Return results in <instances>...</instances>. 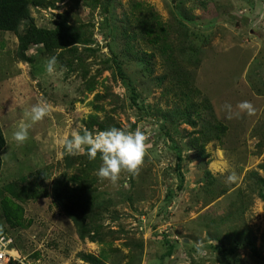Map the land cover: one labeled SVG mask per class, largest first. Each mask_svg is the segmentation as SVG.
<instances>
[{"label": "rangeland", "instance_id": "obj_1", "mask_svg": "<svg viewBox=\"0 0 264 264\" xmlns=\"http://www.w3.org/2000/svg\"><path fill=\"white\" fill-rule=\"evenodd\" d=\"M42 2L31 8L34 24L53 29L66 21L79 40L50 51L32 45L26 61L17 35L1 32L0 240H11L13 255L2 264H93L84 255L99 258L95 264H264L251 251L255 244L264 254V0ZM113 54L143 110L113 68ZM53 55L57 66L49 75ZM41 99L48 114L27 141L15 142L24 112ZM243 101L254 114L240 112ZM111 127L145 135L138 173L122 171L116 183L95 175L99 154L68 155L62 145L74 129ZM168 134L183 157L181 190ZM62 175L85 198V239L53 200V181ZM9 183L46 192L20 199L6 191ZM5 196L18 211L12 224L2 209Z\"/></svg>", "mask_w": 264, "mask_h": 264}, {"label": "trees", "instance_id": "obj_2", "mask_svg": "<svg viewBox=\"0 0 264 264\" xmlns=\"http://www.w3.org/2000/svg\"><path fill=\"white\" fill-rule=\"evenodd\" d=\"M110 2V0H108ZM42 0H0V35L2 31H12L14 32L19 40L18 45V56L22 60H29L30 58L27 55V51L29 47L36 44L43 45L48 51L51 49H55L62 42L69 40H79L77 37L72 36V32L70 31L72 28L66 21H61L57 24V26L53 29L41 28L34 24L33 17L31 14V8L33 5L42 4ZM27 28L21 32L20 26L23 22H28ZM156 29V28H155ZM157 30V29H156ZM160 40V36L153 41L158 43ZM170 46L164 41V52L169 50ZM112 50V49H111ZM113 53V52H112ZM112 63L113 68L117 71L118 75L125 80L127 83V87L130 90V98L134 105H136L139 110H143V106L139 104V94L137 92L136 86L128 79L126 76L121 63L118 61V58L115 54L112 55ZM182 93L183 96L188 99L191 98V92ZM219 128V126H218ZM222 128V127H221ZM168 137L171 138L173 142V147L176 152V164L175 169L177 171V175L179 178V183L177 185L178 190H181L184 185L185 175L182 170V153L179 145L172 139V137L168 134ZM6 139L3 133V129L0 124V167L2 165V156L1 151L5 147ZM201 152H205L203 145H198ZM42 170H37L35 174H32L34 178L40 174ZM264 180V179H263ZM263 180L260 182L263 187ZM81 188V187H79ZM6 191L11 196H17L20 199L28 198V197H40L43 196L46 192L45 190L39 191L36 187H26L23 189H19L15 183H9L5 186ZM52 197L55 203H57L73 220L74 225L78 231L79 237L81 239H85L90 236V227L88 221L86 222L85 218L88 216L89 210L88 207L85 206L84 201L85 198L78 195L76 188L74 189L68 184L65 176L56 178L52 184ZM84 203V206H82ZM2 209L4 211L5 217L8 223H13L18 220V211L15 207H13L12 200L9 199L8 196H5L2 201ZM17 207L19 210H22L21 205ZM87 211V213H86ZM213 246V245H211ZM217 250H221L219 247H214ZM223 250V249H222ZM228 250H231L228 248ZM252 254L261 260L264 263V254L261 253L255 244H251ZM84 257L95 264L99 258L93 255H84ZM8 264H19L17 261H10Z\"/></svg>", "mask_w": 264, "mask_h": 264}, {"label": "clouds", "instance_id": "obj_3", "mask_svg": "<svg viewBox=\"0 0 264 264\" xmlns=\"http://www.w3.org/2000/svg\"><path fill=\"white\" fill-rule=\"evenodd\" d=\"M57 58L51 56L45 65V72L49 75L56 71ZM240 112L248 115L254 114V107L248 101L237 105ZM224 109L231 118L232 105L225 104ZM48 102L41 99L24 112L25 120L20 122L12 133V139L17 143H24L29 138V130L33 124L41 121L49 112ZM238 114V113H237ZM63 151L68 155L85 153L89 160H95L99 154L100 164L95 175L101 181L116 183L121 172L131 175L138 173L145 154V135L141 130H124L111 127L106 130L91 132L88 130L74 129L70 138L62 140ZM235 173L226 177L228 183L234 182Z\"/></svg>", "mask_w": 264, "mask_h": 264}, {"label": "built area", "instance_id": "obj_4", "mask_svg": "<svg viewBox=\"0 0 264 264\" xmlns=\"http://www.w3.org/2000/svg\"><path fill=\"white\" fill-rule=\"evenodd\" d=\"M11 244V240H8L6 238L0 240V264H2L5 260H9L11 256H13L8 251Z\"/></svg>", "mask_w": 264, "mask_h": 264}]
</instances>
